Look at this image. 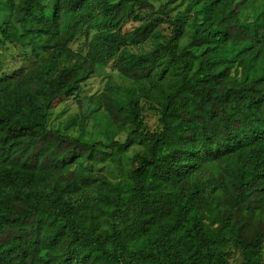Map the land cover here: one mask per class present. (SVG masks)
<instances>
[{"label": "trees", "instance_id": "16d2710c", "mask_svg": "<svg viewBox=\"0 0 264 264\" xmlns=\"http://www.w3.org/2000/svg\"><path fill=\"white\" fill-rule=\"evenodd\" d=\"M177 1L0 0V264H262L264 0Z\"/></svg>", "mask_w": 264, "mask_h": 264}, {"label": "rangeland", "instance_id": "374dc122", "mask_svg": "<svg viewBox=\"0 0 264 264\" xmlns=\"http://www.w3.org/2000/svg\"><path fill=\"white\" fill-rule=\"evenodd\" d=\"M155 8L161 6V2H153ZM186 0H178L175 4L168 5L169 13L173 15L178 10L185 8ZM74 49H84L85 45L82 41V36H79L71 45ZM24 51L10 44L1 45L0 44V68H6V65L9 68L16 67L24 62ZM112 63L111 61L106 67L100 68L97 67L95 74L88 79L82 87L81 94H93L99 92L105 85L106 74L110 72ZM78 107L73 98H69L59 103L50 113L49 119L50 124L54 126H61L65 123L67 118L72 114L77 112ZM143 120L148 128H154L157 123L156 115L148 110L143 112ZM84 133H82V140L92 142L94 139L100 141H105L103 133L98 132L97 129H92L91 124L88 123L85 125ZM81 133V131H80ZM122 138V135H119ZM131 152V150H129ZM84 165H87L85 163ZM89 165V164H88ZM231 264H240L241 257L238 252H232L231 255ZM262 264H264V246L262 249Z\"/></svg>", "mask_w": 264, "mask_h": 264}]
</instances>
